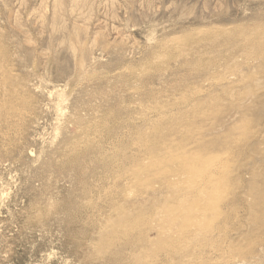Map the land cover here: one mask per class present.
I'll use <instances>...</instances> for the list:
<instances>
[{
	"label": "rangeland",
	"instance_id": "rangeland-1",
	"mask_svg": "<svg viewBox=\"0 0 264 264\" xmlns=\"http://www.w3.org/2000/svg\"><path fill=\"white\" fill-rule=\"evenodd\" d=\"M189 219L264 264V0H0V264H198Z\"/></svg>",
	"mask_w": 264,
	"mask_h": 264
},
{
	"label": "bare ground",
	"instance_id": "bare-ground-1",
	"mask_svg": "<svg viewBox=\"0 0 264 264\" xmlns=\"http://www.w3.org/2000/svg\"><path fill=\"white\" fill-rule=\"evenodd\" d=\"M58 1H56L57 3ZM60 2V1H59ZM63 2V1H62ZM58 5H60L58 3ZM55 10V9H54ZM59 12V11H58ZM55 13V12H54ZM57 13V12H56ZM60 13V12H59ZM61 14V13H60ZM56 15V14H55ZM59 15V14H58ZM57 15V17H58ZM56 17V16H55ZM59 18V17H58ZM57 19V18H56ZM55 19V20H56ZM58 21V20H56ZM164 117V116H163ZM150 160L148 161H145L147 163H150L149 162ZM181 161V159H180ZM179 161V162H180ZM144 162V163H145ZM143 163V164H144ZM155 163V161H154ZM153 163V164H154ZM140 164V163H139ZM161 164V163H160ZM156 165V163H155ZM182 177V176H181ZM189 182H197V179H192V178H189L188 179ZM179 182V181H177ZM180 183V182H179ZM192 184V183H191ZM176 184L173 185L172 183V187H175ZM196 189V188H195ZM198 192V190H197ZM196 192V193H197ZM198 196H202L204 197L205 195L202 193L199 195V193H197ZM196 195V197H198ZM195 196L191 195L188 199H194L196 198ZM203 199V198H202ZM207 206V205H206ZM207 209V208H206ZM205 209V210H206ZM202 218V217H201ZM204 218V217H203ZM171 222V217L168 218ZM188 219V218H187ZM207 219V218H206ZM197 220V219H195ZM169 221V222H170ZM186 221V220H185ZM206 221V220H205ZM234 221V220H233ZM183 223V228H182V233L180 234V239H175L174 237L170 238V246H169V252H168V255H169V258L171 257V260L173 258V256L176 254V253H180V251H182L183 249L187 250V256H199V259L197 257V261L198 264H210L212 261V258H214L215 255H217L218 252H220L221 250V245L219 244V242L221 240H219L217 237H213V228L212 229H209L207 226V224L204 222V221H192V219H189L187 220V222H181V224ZM229 223V222H227ZM231 223V222H230ZM169 224V223H168ZM180 224V222L178 224H175V226L177 227L178 225ZM237 224V223H236ZM173 225V224H171ZM174 226V225H173ZM174 226V227H175ZM182 226V225H181ZM235 226V225H234ZM237 226V225H236ZM172 227V226H171ZM175 227V228H176ZM233 227V226H232ZM178 228V227H177ZM181 228V227H180ZM238 228V227H237ZM153 229V228H152ZM172 229V228H171ZM224 229V228H223ZM228 229V228H227ZM234 229V228H233ZM232 229V230H233ZM174 230V229H173ZM179 231V229H178ZM222 231V230H221ZM227 231V230H225ZM216 232V231H215ZM219 232V231H218ZM224 232V230H223ZM170 233V232H169ZM171 234V233H170ZM175 234V233H174ZM178 234V233H177ZM175 236V235H174ZM171 237V236H169ZM222 239V238H221ZM226 239V238H225ZM225 241V240H224ZM228 241V240H227ZM232 241V240H231ZM235 242V241H234ZM253 243V242H252ZM236 244V243H235ZM241 245V244H240ZM103 247V245H102ZM176 247H181L179 249V251L177 252V248ZM192 247V248H191ZM224 250V249H223ZM237 251V250H236ZM235 251V252H236ZM232 253H234V249L233 251H231ZM220 255V254H218ZM224 255V254H223ZM228 255V253H227ZM222 256V255H221ZM245 256V255H244ZM216 257V256H215ZM219 257V256H218ZM217 257V258H218ZM225 257V255L223 256ZM167 258V256H166ZM185 258V257H184ZM222 258V257H221ZM221 258H219L221 260ZM227 258V257H226ZM244 258V257H243ZM170 260V259H169ZM214 260V259H213ZM222 261V260H221ZM220 262V261H218ZM169 263V262H168ZM173 263V262H172ZM182 264V263H181ZM186 264V263H185ZM188 264V262H187Z\"/></svg>",
	"mask_w": 264,
	"mask_h": 264
}]
</instances>
